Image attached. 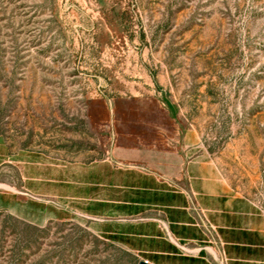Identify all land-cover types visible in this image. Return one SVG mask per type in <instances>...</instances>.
<instances>
[{
  "label": "rangeland",
  "instance_id": "obj_1",
  "mask_svg": "<svg viewBox=\"0 0 264 264\" xmlns=\"http://www.w3.org/2000/svg\"><path fill=\"white\" fill-rule=\"evenodd\" d=\"M160 135L184 157L161 173L146 166ZM188 162L264 219V0H0V264H174L156 252L175 243L156 193L121 213L128 170L181 191L206 257L227 264ZM28 166L64 197L29 192L47 183H26Z\"/></svg>",
  "mask_w": 264,
  "mask_h": 264
},
{
  "label": "crops",
  "instance_id": "obj_2",
  "mask_svg": "<svg viewBox=\"0 0 264 264\" xmlns=\"http://www.w3.org/2000/svg\"><path fill=\"white\" fill-rule=\"evenodd\" d=\"M171 139L173 138L170 136L164 137L160 135L157 141L154 142L158 151V156L154 158L156 163L153 165L149 163L146 166L155 167V170L160 173L166 169L170 170L180 167L184 161L183 155L172 153L171 150L164 147L166 143H170ZM119 159L121 161L134 162L139 160L129 155L127 157L122 156ZM103 167L105 169L104 173L113 174V169L107 166V164ZM187 168L190 178L189 192L193 194L194 201L203 210L209 222L215 227L216 234L224 247L227 264H264V219L241 196L233 194L230 188L220 184L216 186L208 185L206 178H204L203 174L199 173V168V174L193 175L192 162H188ZM90 169L89 176L93 177L92 181L94 182L90 184V192L97 197V188L100 190L103 187V191L105 192V185L97 186L98 184L95 182L97 167L94 165ZM128 171L126 174H133V177H137L138 180L136 182L134 180V182L126 180L127 182L121 185H118L117 181L114 182V185L122 187V191L129 194L119 205L123 210L121 213H127V207L133 208V205L126 206L124 204L128 202L125 201L127 198L132 199L130 204L139 205L148 203L145 201V198H137L134 195L135 192L156 193L155 200L157 199L156 201L160 203L159 205L165 208L162 212L168 220V229L175 237V243H169L167 247H161L162 249L160 248L156 252L168 253L170 258L174 260V264H212L204 253V250L209 249V246L203 244L206 240L200 234L195 223L192 222V217L186 208L187 197L181 191L165 190L163 185L158 184L156 179L151 175L148 176L146 173L135 172L134 170ZM36 172L39 171H34V168L31 166L26 168V183H32V179L36 177L37 180L35 181H40L42 185L47 183L48 187H42L41 189L38 187H28L29 192L64 197L63 188L50 187L52 185L50 182H53L55 178L49 172L45 173L44 169H41L40 174H36ZM61 177H64V173L60 170L56 174V181H63L64 179H59ZM89 205L90 208H93L91 202ZM112 207V210L116 208L115 206ZM135 207V211H138L140 208V206ZM92 212L93 214H100L93 210ZM142 234L147 235L145 232ZM157 237L163 239L160 235H157ZM180 243L187 244L191 254L183 255V253L179 252L178 244Z\"/></svg>",
  "mask_w": 264,
  "mask_h": 264
},
{
  "label": "water",
  "instance_id": "obj_3",
  "mask_svg": "<svg viewBox=\"0 0 264 264\" xmlns=\"http://www.w3.org/2000/svg\"><path fill=\"white\" fill-rule=\"evenodd\" d=\"M137 264H150L147 260H139Z\"/></svg>",
  "mask_w": 264,
  "mask_h": 264
}]
</instances>
